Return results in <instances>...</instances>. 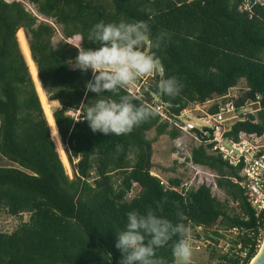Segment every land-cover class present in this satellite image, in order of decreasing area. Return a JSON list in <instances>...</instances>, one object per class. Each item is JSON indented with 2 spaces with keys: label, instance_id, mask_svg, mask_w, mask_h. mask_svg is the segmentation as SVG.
I'll use <instances>...</instances> for the list:
<instances>
[{
  "label": "trees",
  "instance_id": "1",
  "mask_svg": "<svg viewBox=\"0 0 264 264\" xmlns=\"http://www.w3.org/2000/svg\"><path fill=\"white\" fill-rule=\"evenodd\" d=\"M22 1L60 26L65 42L55 47L54 26L30 13ZM22 1L0 0V155L11 164L0 166V212L21 220L13 232L0 231V264H119L116 233L123 228L126 213L148 209L190 230L202 227L216 245L223 238L220 231L243 228L249 237L239 239L244 248L251 245L243 264H250L260 251L258 240L264 239V214L257 216L247 203L236 182L241 180L239 168L209 153L211 145L194 146L192 162L217 174L216 186L227 199L221 202L206 185L184 198L165 190L151 175L153 143L165 135L172 141L181 136L157 113L119 137L94 134L86 121L74 123L67 113L80 109L84 115L85 105L97 99L86 93L91 71L72 68L77 48L97 47L88 39L95 24L122 20L148 23L159 48L146 45L143 50L154 52L164 68L149 78L144 98L134 99L136 103L146 105L158 97L172 115L179 116L192 104L212 102L208 111L214 114L219 101L224 102L231 89L240 88L238 105L259 96L264 107V7L255 5L246 11L245 3L255 0ZM20 29L49 101L60 104L53 117L74 172L71 179L20 49ZM76 38L78 46L71 44ZM170 77L183 85L175 97L159 94V81ZM123 95L131 97L125 89L119 94ZM119 96L105 98L118 100ZM260 118L257 125L237 123L233 133L263 134L264 111ZM150 131L156 134L152 141L146 138ZM169 183L178 186L181 180L173 178ZM135 184L140 191L129 199ZM174 242L175 238L157 250L166 264H173ZM210 248L211 264H240L239 255Z\"/></svg>",
  "mask_w": 264,
  "mask_h": 264
},
{
  "label": "clouds",
  "instance_id": "2",
  "mask_svg": "<svg viewBox=\"0 0 264 264\" xmlns=\"http://www.w3.org/2000/svg\"><path fill=\"white\" fill-rule=\"evenodd\" d=\"M88 39L96 48L78 47L75 67L82 73L91 71L93 79L86 83V93L97 96L86 106L83 121L92 133L104 136L130 134L141 123L156 115L146 105L136 103L120 92L135 84L140 78L163 73L161 59L145 52L146 45L159 48V42L151 39L147 22L120 21L95 24ZM183 85L175 77L159 81V94L168 97L179 95ZM108 93V95H104ZM119 96L118 100L105 98ZM119 151V146L117 148ZM115 248L121 253L119 264H166L157 257V250L172 244L173 264H191L192 244L190 228L183 223L173 224L155 214L133 210L126 213L123 228L116 233Z\"/></svg>",
  "mask_w": 264,
  "mask_h": 264
},
{
  "label": "built area",
  "instance_id": "3",
  "mask_svg": "<svg viewBox=\"0 0 264 264\" xmlns=\"http://www.w3.org/2000/svg\"><path fill=\"white\" fill-rule=\"evenodd\" d=\"M255 5L264 7V0H255L253 3L247 1L244 9L251 12L252 7ZM151 77H154V75L140 78L135 84L125 88V90L134 99L144 98L143 90H148L149 78ZM241 97L240 88L231 89L228 95L223 98L224 102L219 101V110L214 114L208 111L212 102H206L202 105L192 104L183 110L179 116L172 115L167 105L163 104L158 97H155L151 103L147 102L146 105L156 111L162 123H167L171 129H176L181 133V136L176 141H179L182 136L188 134L191 138L190 145L193 141L198 142L195 147L203 144L207 148L211 145L212 147L208 150L209 153L219 155L230 166L239 168L241 180H236V182L244 190L247 203L255 211L256 215L259 216L264 214V133L257 134L241 131L234 134L233 128L237 123L260 124V116L264 111V107L261 104L259 96L248 98L238 105ZM193 111L197 113L194 114ZM67 115L73 119L74 123L84 122L82 120L84 115L80 109L71 110ZM192 121L194 124H192ZM195 130L201 133V137H199ZM179 146L177 150L183 155L189 149V153L184 156L183 164H185V169L187 167L194 170V175L192 177L178 178L181 180L178 186L171 185L169 181H165L159 177L157 178L165 190L178 192L182 197L186 198L192 190H196L204 185L201 177L203 172L200 169L208 168L192 162L191 150L194 146L190 148L186 143H180ZM208 170L211 171L210 169ZM199 182L201 183L199 184ZM190 231L204 233L202 227ZM220 234L223 235V238L219 239L218 245L212 240L207 239L205 240L207 247L211 246L214 249L221 248L220 243L225 242L226 249H220L221 254H228L230 256L239 255V262L243 264V259L247 256L251 245L244 248L239 238L245 235L248 236V232L243 228L236 227L222 230ZM262 234L263 231H261ZM263 241L264 239L262 241L258 240L257 247L259 250L262 247ZM239 251L242 252L239 253Z\"/></svg>",
  "mask_w": 264,
  "mask_h": 264
},
{
  "label": "rangeland",
  "instance_id": "4",
  "mask_svg": "<svg viewBox=\"0 0 264 264\" xmlns=\"http://www.w3.org/2000/svg\"><path fill=\"white\" fill-rule=\"evenodd\" d=\"M6 1L12 2V1H22V0H6ZM23 3L25 5L26 9L30 13L39 17V19L41 21H45V22H48V23L54 25L53 21L45 19L44 17H42L38 13L35 6L28 4L26 2H23ZM54 26H55L54 28L56 31V35L53 39V43H54V46L57 47L61 42H65V40H64V36L62 35V32H61V27L57 26V25H54ZM25 36H26V34H25ZM27 41H28V39H27ZM79 43H80L79 38H76L75 40L71 41V44L74 46H78ZM28 44H29V42H28ZM72 68H75V64L73 65ZM33 84H34V82H33ZM242 86H243V83L240 85V87H242ZM34 87H35V85H34ZM46 96H47V94H46ZM47 99H48V97H47ZM40 104H41V102H40ZM56 110L57 109H55L54 112ZM54 112H53V114H54ZM193 113L196 114L197 112L193 111ZM192 124H194L193 121H192ZM155 137H156L155 131H150L146 134V138L150 141L154 140ZM190 140H191V138L188 134H185L184 136H182L179 139V141H176V140L172 141L167 135L158 138L157 141L154 142L152 145V156H151V160H150L151 164H152L151 175L156 177V178L159 177L165 181H169L170 179H173V178L192 177L194 175L195 171L190 169V168H187V167H186V169H187L186 170L185 164H183L184 156L187 155V153H189V149H187L185 155L181 154L177 150L180 147L179 146L180 143H186L187 146L188 145L190 146V148H191V146H196L198 144V142L193 141V142H191V145H190L189 144ZM65 154H66V147H65ZM66 156H67V154H66ZM68 163H69V160H68ZM8 165H11V164H9V162H7V160L0 155V166H8ZM69 165H70V169L65 168V170H66L67 175L71 179L74 177V172L72 170L70 163H69ZM169 169H176V171L175 172H166L165 171V170H169ZM200 170L203 172V174L201 175L203 182H204L203 184L208 186L211 189L213 196H215L221 202H225L227 199L226 195L224 194V192L222 190H220L216 186V180H217L216 175L217 174L214 171H212V170L209 171L208 169H205V168H201ZM200 183L201 182H199V184ZM139 191H140L139 186L137 184H135L134 188L132 190V193H131V195L128 196V198L129 199L134 198L138 194ZM27 220H28V216H24V221H27ZM20 223H21L20 219L10 217L7 214H5L4 212H0V231H5L7 233L13 232L20 225ZM197 237H199V240ZM190 240H191V244H192L191 264H211V248H210L211 246L207 247V245H206L205 240H207V238H206L205 233H203V232L198 233V232L190 231ZM220 247L221 248L215 249V251L221 252L220 249H226L225 242H221ZM214 264H217V262H215Z\"/></svg>",
  "mask_w": 264,
  "mask_h": 264
},
{
  "label": "bare ground",
  "instance_id": "5",
  "mask_svg": "<svg viewBox=\"0 0 264 264\" xmlns=\"http://www.w3.org/2000/svg\"><path fill=\"white\" fill-rule=\"evenodd\" d=\"M17 39L20 45V48L22 50V53L24 55V58L27 62L28 68H29V73L31 75V78L34 82L35 89L37 91V94L39 96L41 106L44 111L45 118L47 119V122L49 124V128L51 131V137L52 140L56 146L57 151L59 152V155L61 157V160L63 162V165L66 169H70V165L68 163L67 156L65 154V147L64 144L61 140L60 134L58 132L54 117H53V112L55 109H58L60 107V104L58 102H50L47 99L46 93L42 87L37 66L35 62L33 61L31 51L29 48V44L27 41V38L25 36V33L23 29H20L17 33ZM59 105V106H58ZM58 107V108H57Z\"/></svg>",
  "mask_w": 264,
  "mask_h": 264
},
{
  "label": "water",
  "instance_id": "6",
  "mask_svg": "<svg viewBox=\"0 0 264 264\" xmlns=\"http://www.w3.org/2000/svg\"><path fill=\"white\" fill-rule=\"evenodd\" d=\"M146 154H149V151H146ZM147 163H146V168H147ZM250 264H264V242L262 244V247L257 254V256L253 259V261Z\"/></svg>",
  "mask_w": 264,
  "mask_h": 264
},
{
  "label": "crops",
  "instance_id": "7",
  "mask_svg": "<svg viewBox=\"0 0 264 264\" xmlns=\"http://www.w3.org/2000/svg\"><path fill=\"white\" fill-rule=\"evenodd\" d=\"M54 102H58V101H54ZM59 103V102H58ZM59 106V105H58ZM58 108V107H57Z\"/></svg>",
  "mask_w": 264,
  "mask_h": 264
}]
</instances>
